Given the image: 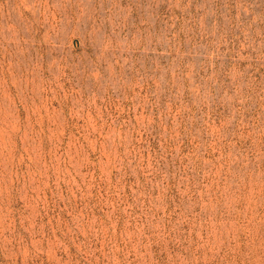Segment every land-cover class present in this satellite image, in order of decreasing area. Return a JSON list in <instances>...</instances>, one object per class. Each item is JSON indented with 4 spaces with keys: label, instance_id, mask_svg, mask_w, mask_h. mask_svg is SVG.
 <instances>
[{
    "label": "rangeland",
    "instance_id": "obj_1",
    "mask_svg": "<svg viewBox=\"0 0 264 264\" xmlns=\"http://www.w3.org/2000/svg\"><path fill=\"white\" fill-rule=\"evenodd\" d=\"M0 264H264V0H0Z\"/></svg>",
    "mask_w": 264,
    "mask_h": 264
}]
</instances>
